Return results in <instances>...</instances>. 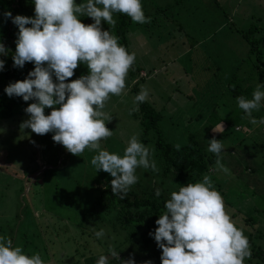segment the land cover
I'll list each match as a JSON object with an SVG mask.
<instances>
[{
  "label": "rangeland",
  "instance_id": "rangeland-1",
  "mask_svg": "<svg viewBox=\"0 0 264 264\" xmlns=\"http://www.w3.org/2000/svg\"><path fill=\"white\" fill-rule=\"evenodd\" d=\"M236 2L237 0H141V4H146L148 9L157 8V4L164 6V10L155 13V18L149 14L145 15L146 18L151 17V22L158 18L157 25L132 21L128 31L136 60L140 62L143 50L147 56L141 60L144 64L141 74L148 68L151 72L146 82L141 83V89H147L151 100H155L157 106L163 108L159 120L163 126V134L178 142L186 137L187 128L194 130L200 126L201 129L205 127L213 133L207 141V147L213 138L223 144L220 154H223L225 162L221 163L229 172L219 170L215 164L212 169L218 172L216 178L225 176L236 179V174L242 168V165L236 162L234 169L230 167L231 160L235 159L229 156L227 151L232 150L234 155L242 152V144L238 145L234 141L244 136L245 130H236L229 134L230 137L233 136L232 143L227 133L221 130L223 122L216 123L215 126L207 122L219 120V115L230 112L229 124L239 121L242 122L241 125L236 124L235 127L238 129L241 126L245 127L243 120H237L238 116H241L240 111H237L239 106L225 88L233 74L241 76L243 71L248 74L256 57V49L254 52L250 50V43L236 28L246 29L254 23L264 25V0H240L238 3L241 8L237 15H233V8L230 10L228 7L234 6ZM247 10L250 11L249 14L244 13ZM224 11L230 14H223V18ZM116 14L114 13L113 17ZM23 15L34 17L32 14ZM252 36L260 39V55L264 63L263 31H254ZM168 38L177 40L174 47L178 55L172 47H165ZM212 44L215 50H208V46ZM251 71L249 81L258 77L256 71ZM88 73L87 65L81 62L76 68V79ZM132 81L127 75L121 95H110L105 102L103 111L112 116V120L106 122V126L113 135L101 141L100 150L123 156L130 139L136 136L139 142L150 148L153 157L151 148L153 134L149 132L148 139L142 140V126L130 112L135 101L134 93L130 89ZM212 105H215L213 113ZM53 107L58 108L59 105ZM44 111L45 115H48L52 108L46 107ZM182 118L183 122L181 120L177 123L178 129H175V120ZM28 119L29 113H16L0 119V237L11 238L13 246H20L29 256L39 254L45 264H82L84 255L81 253L90 252L103 251L105 253L102 255L110 257L109 246L114 248L124 232L121 231L123 227L120 223L87 220L86 229L82 231L79 229L80 236L85 237V247L82 246L81 238L75 242L77 229L71 224L57 223L59 220L54 221V218L60 216L53 215L59 213L68 223H77L76 220L82 217L83 210L75 203L81 193V184L91 186L94 190L111 177L102 170L96 171L95 166L91 164V159L99 150L86 148L79 156L74 155L62 144L54 142L53 132L38 135L32 132L31 128L21 127ZM248 130L246 129V134ZM262 131L264 133V124ZM263 133L255 131L252 133L253 138L257 137L258 142L264 140ZM66 172H70L68 177L72 183H62L66 178ZM135 175L138 180L156 183L168 193L169 198L173 191H178L181 187L175 179L172 180L168 178L169 176H163L160 171L154 172L150 168L138 167ZM259 180L261 186H264V179L260 177ZM255 183L251 181L250 185ZM60 188L64 189L59 191ZM255 199L261 198L255 194ZM236 215V218L230 216L235 225L247 231L241 225L242 217ZM101 229L105 235L103 238H97L95 233ZM121 244L126 249L125 246L129 242ZM124 253H127L128 257L132 256L136 264L143 261V255L140 253L130 250L122 254ZM244 264L264 262L251 257L245 258Z\"/></svg>",
  "mask_w": 264,
  "mask_h": 264
},
{
  "label": "clouds",
  "instance_id": "clouds-1",
  "mask_svg": "<svg viewBox=\"0 0 264 264\" xmlns=\"http://www.w3.org/2000/svg\"><path fill=\"white\" fill-rule=\"evenodd\" d=\"M34 5V17L13 16L10 11L3 14L5 20L11 19L19 29L14 67L23 68L25 62L35 64L27 78L5 88L9 97L36 100L25 109L30 119L21 127L31 128L38 135L53 132L54 142L74 155L79 156L86 148L99 150L91 164L96 171L102 170L113 177L112 193L124 199L130 186L138 180L135 175L138 167L154 172L159 169L151 159V150L136 136L130 139L123 156L100 150L101 141L113 135L106 126L112 116L103 111L105 102L110 95H121L129 69L136 60V54H130L120 45L119 38L109 29L117 22L114 13L126 14L140 24L151 23V17H145L141 0H86L79 4L76 0H34ZM80 16L91 17L94 22L85 24ZM102 21L110 26L108 30L102 28ZM0 53L8 54L3 43H0ZM81 62L87 65L89 73L69 81ZM4 65L5 61L0 60V69ZM261 87L257 85L251 99L237 97L239 108L247 113L253 125L264 124V118L257 120L252 115L264 101ZM148 95V90L142 88L130 112L137 111L139 103L145 102ZM46 107L52 108L48 115H45ZM222 149L220 140H210L208 151L216 154L218 169L228 173L229 169L221 163ZM155 195L159 197L161 189L157 188ZM164 207L166 211L155 221L158 227L149 233L162 249V264H244L245 258H251L248 238L231 219L222 195L214 189L208 175H204L202 182L189 183L173 191ZM95 235L103 238L104 230ZM108 251L121 264H136L132 256L121 260L111 246ZM0 264L45 262L39 254L29 256L20 246H13L11 238L2 236ZM97 264H108V257L100 256Z\"/></svg>",
  "mask_w": 264,
  "mask_h": 264
},
{
  "label": "trees",
  "instance_id": "trees-1",
  "mask_svg": "<svg viewBox=\"0 0 264 264\" xmlns=\"http://www.w3.org/2000/svg\"><path fill=\"white\" fill-rule=\"evenodd\" d=\"M76 2L79 4L86 2V0H76ZM156 6L157 8L151 10L147 8L146 4L142 3L144 14L152 15L155 18V13L164 10V6L157 4ZM34 7V0H0V43H3L8 49L7 55L0 53V60L5 61L3 69H0V119L10 117L16 113H27L25 109L29 104L36 102L35 98L24 101L22 97H9L5 92V88L10 83L22 81L27 78L28 73L34 70L35 64L34 62H25L23 68L14 67L13 56L16 53L19 29L17 25L13 24L11 19L5 20L3 15L5 11H10L13 16L17 14L23 15L24 13L35 16ZM231 7H228V9L231 10ZM223 14L229 15L230 12H222V17L224 18ZM79 18L85 24L94 22L88 16H80ZM113 18L117 21L114 28L109 29L110 26L104 21H102V28L104 30L109 29L112 34L119 38L118 43L124 46L130 54L133 53L131 42L128 38L129 25L132 23L131 18L123 13H117ZM157 19L155 21L153 20L150 24L153 26L157 25ZM236 29L250 43V50L254 52V49H256V57L253 60L254 63L251 65L250 70H248V74H245L244 71L241 76L233 74L232 79L230 81L228 80L226 84L225 89L234 97V102L238 105L237 97L244 96L247 99H251L258 84L262 85L261 91H264V63L261 61L260 39L259 37L252 36L253 32L257 30L263 31L264 34V25L254 23L246 29ZM171 39H167L165 47H172L175 54L178 55L173 47V44L177 40ZM207 49L215 50L214 44L209 45ZM144 53L145 51L143 50L140 54L141 60L146 56ZM141 60L140 62L135 60L128 72V77L133 80L130 89L134 93V97L141 91V83L144 84L146 82L145 80L151 72L150 68H148L144 74H141V71L144 69V64H142ZM251 70L256 71L258 77L257 79L254 78L249 81V73L252 72ZM75 73L76 69L74 70L73 77L69 78V81L76 79ZM53 80L57 82L55 76H53ZM156 103L155 100H151V96H148L145 102L139 103L138 110L132 113L134 118L136 117L142 126V140L146 141L148 139L149 132L153 134L151 147L153 157L151 159L155 161L160 173L163 176H169L168 178L172 180L175 179L181 187L189 183L202 182L204 175H208L213 182L214 189L216 188L222 195L226 211L229 212L228 214L235 218L237 216L236 214L242 217L241 225L247 230L243 232L249 240V247L252 253L251 257L257 261L261 260L264 262V186H261L259 180L260 177L264 179V140L258 142L257 137L253 138L252 134L255 131L263 133L262 124H251L247 113L241 108L237 109L241 113V116H238L237 120L240 119L245 122L243 123L244 128L242 126L240 129L235 127L236 124L242 123L239 121L234 122L232 125L229 124L231 118L230 112L221 114V116L219 115V120L207 121L212 126H215L216 123L220 124L223 122L224 124L221 125V130H224L228 137H230L229 134H232L233 131L245 130V135L234 141L238 145L242 144V152L234 155L232 150L227 151V154L235 159L231 160V168L234 169L236 163L242 165V168L236 174V179L226 178L225 176L216 178L218 172L217 170L214 172L212 166L216 164L217 156L215 153L209 152V147H207V141L213 136V133L203 126L202 129L198 126L194 130L187 128L186 137L182 141L177 142L173 138L169 139L167 135L163 134V126L159 122L163 108L157 106ZM134 106L136 105L134 104ZM214 110L215 105H212L211 112L213 113ZM252 115L257 120L264 118V102L261 103L260 110L254 111ZM181 120L183 122V118L175 120V129H178L177 123H180ZM246 129H249L248 134H246ZM231 137L228 139L233 143ZM222 156L223 154H220L221 162L224 163L225 160ZM66 173V178L62 180V183H72V180L68 177L70 172ZM112 179L113 177H109L103 185L94 190L91 186L88 187L85 184H81V193L75 203L83 210L82 217L76 220L77 223H68L66 221L67 219L59 213H53L54 216H60V218H54V221L59 220L57 222L59 224H71L76 228L78 235H76L75 242L77 243V240L81 238L82 246L85 247V237L82 238L80 236L79 229L81 231L86 229L85 224L87 220H93L95 222L105 220L112 224L120 223L123 227L121 231L124 232L122 233V238L118 239V242L115 244L114 249L118 253L120 252L121 260H127L129 258L127 253H122L130 250L131 252L135 251L137 254L140 253L143 255V261L142 263L138 262L139 264H144L145 261H151L152 264H162V249L158 247L154 236L149 233L154 232L158 227L155 221L166 210L164 207L165 202L170 199L168 193L163 188H159L156 183L152 184L146 180H137L134 185L130 186L126 197L120 199L119 196H115L112 193ZM251 181H255L256 183L250 185ZM157 188L161 189V195L159 197L155 195ZM62 189L60 188L59 191ZM255 194L259 195L261 201L255 199ZM91 232L93 231L91 230ZM126 241L129 244L124 249L121 242ZM103 253L105 252L81 253L84 255L82 264H97L99 257ZM108 264H121V261L115 257L108 256Z\"/></svg>",
  "mask_w": 264,
  "mask_h": 264
},
{
  "label": "crops",
  "instance_id": "crops-1",
  "mask_svg": "<svg viewBox=\"0 0 264 264\" xmlns=\"http://www.w3.org/2000/svg\"><path fill=\"white\" fill-rule=\"evenodd\" d=\"M227 1H231V0H227ZM238 1H240V0H237V2H236V4L234 5V6H232L231 8H233V15H236L237 14V11L241 8L240 7V5H239V3H238ZM247 7H249L250 8V6H247ZM249 10H247V11H245L244 13H248L249 14ZM197 14V13H196ZM251 15H252V13H251ZM173 22V21H172ZM173 24H176V22H173ZM175 45L173 44V47H174ZM175 48V47H174Z\"/></svg>",
  "mask_w": 264,
  "mask_h": 264
}]
</instances>
